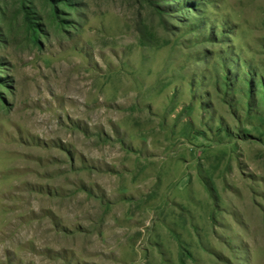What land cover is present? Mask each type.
Here are the masks:
<instances>
[{
  "label": "rangeland",
  "instance_id": "obj_1",
  "mask_svg": "<svg viewBox=\"0 0 264 264\" xmlns=\"http://www.w3.org/2000/svg\"><path fill=\"white\" fill-rule=\"evenodd\" d=\"M0 264H264V0H0Z\"/></svg>",
  "mask_w": 264,
  "mask_h": 264
}]
</instances>
